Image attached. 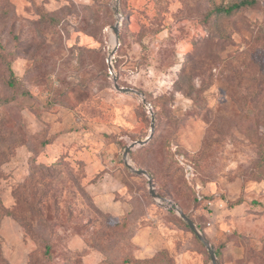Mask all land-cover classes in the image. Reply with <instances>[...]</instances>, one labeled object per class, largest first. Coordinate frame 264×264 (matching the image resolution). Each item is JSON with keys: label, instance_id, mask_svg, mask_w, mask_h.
I'll return each instance as SVG.
<instances>
[{"label": "rangeland", "instance_id": "374dc122", "mask_svg": "<svg viewBox=\"0 0 264 264\" xmlns=\"http://www.w3.org/2000/svg\"><path fill=\"white\" fill-rule=\"evenodd\" d=\"M239 1L0 0V264H213L125 160L218 264H264V0L215 10Z\"/></svg>", "mask_w": 264, "mask_h": 264}, {"label": "water", "instance_id": "95a60500", "mask_svg": "<svg viewBox=\"0 0 264 264\" xmlns=\"http://www.w3.org/2000/svg\"><path fill=\"white\" fill-rule=\"evenodd\" d=\"M118 1L119 0H116V4H115V7H114L115 14H118V10H119ZM112 31H113V37H114L115 46L112 49L111 55L108 58L109 67H111V56L113 55L115 49L118 46L119 21H116L115 24L112 26ZM115 88L120 89L123 92L131 91V89L125 88V87H119L117 84H115ZM153 130H154V119L152 117L151 129H150L149 136H147L143 140H138V141H135V142L131 143L130 145H128L126 147V149H125V153H129L131 148L134 147V145H136V144L144 145L151 138V136L153 134ZM125 165L129 169H131L132 171L136 172L137 174L144 175V176L147 177V179H148V187H149L151 195L154 198L158 199V202H160V203L163 202V203H166V204L168 203L170 209L176 210V212L181 216V218L184 219V221L187 223V225L190 228V230L205 244L206 249L208 251V254L210 256V259L212 260L213 264H218L217 259H216V254L214 252L213 247L210 245V243H208V241L206 240L204 235L200 232V230L198 229L196 224L175 203H173L172 201H170V200H168L166 198H160V197L156 196V193L153 191V185H152L153 183H152L151 177L148 174V172L145 169H136V168L132 167V165L129 163L128 160H125Z\"/></svg>", "mask_w": 264, "mask_h": 264}, {"label": "trees", "instance_id": "16d2710c", "mask_svg": "<svg viewBox=\"0 0 264 264\" xmlns=\"http://www.w3.org/2000/svg\"><path fill=\"white\" fill-rule=\"evenodd\" d=\"M255 3V1L254 0H241V1H239V2H234V3H232V4H230V5H228V6H226V7H216L215 8V10H216V12H224V13H226L227 15H230V14H234V13H236L237 11H239L242 7H248V6H251V5H253ZM10 81H9V85H13L14 83H13V81L11 80V79H9ZM153 136V135H152ZM152 136H151V138H152ZM150 138V139H151ZM264 147V146H263ZM2 154V153H1ZM262 159H264V152H263V154H262ZM3 161V160H2ZM140 169H143V168H140ZM146 170V169H145ZM149 172V171H148ZM150 174V173H149ZM140 175V174H139ZM152 176H153V174H152ZM1 210H3L4 211V209H2V208H0V214H2L1 213ZM5 213H7V212H9V211H4ZM0 217H1V215H0ZM192 220V219H191ZM193 221V220H192ZM194 222V221H193ZM184 224V226L187 228V229H189L190 230V228L188 227V225H187V223L186 222H184L183 223ZM191 231V230H190ZM192 232V231H191ZM193 233V232H192ZM194 234V233H193ZM194 236L196 237V240L197 241H199V239L197 238V236L194 234ZM200 242V241H199ZM201 245H202V243H200ZM160 252L161 251H159V252H156L155 254H153L152 256H149V257H144V258H135L134 257V259L135 260H138V261H143V263H150L152 260H154V263H156V264H160V262L157 260L158 259V256L160 255ZM214 252H215V254H216V256H220V252H218V250H217V248H215L214 249ZM156 260H157V262H156Z\"/></svg>", "mask_w": 264, "mask_h": 264}, {"label": "crops", "instance_id": "0c3cea01", "mask_svg": "<svg viewBox=\"0 0 264 264\" xmlns=\"http://www.w3.org/2000/svg\"><path fill=\"white\" fill-rule=\"evenodd\" d=\"M136 243L140 246V247H145V244L143 241L147 242V237H148V232L147 231H141L140 233L138 232L136 234Z\"/></svg>", "mask_w": 264, "mask_h": 264}, {"label": "built area", "instance_id": "2783aa9c", "mask_svg": "<svg viewBox=\"0 0 264 264\" xmlns=\"http://www.w3.org/2000/svg\"><path fill=\"white\" fill-rule=\"evenodd\" d=\"M207 205L212 208V202L211 201H207Z\"/></svg>", "mask_w": 264, "mask_h": 264}, {"label": "bare ground", "instance_id": "6f19581e", "mask_svg": "<svg viewBox=\"0 0 264 264\" xmlns=\"http://www.w3.org/2000/svg\"><path fill=\"white\" fill-rule=\"evenodd\" d=\"M113 40H114V38H113Z\"/></svg>", "mask_w": 264, "mask_h": 264}]
</instances>
